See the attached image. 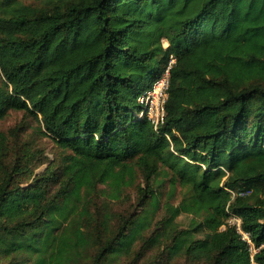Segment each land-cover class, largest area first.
I'll return each instance as SVG.
<instances>
[{
	"label": "trees",
	"instance_id": "16d2710c",
	"mask_svg": "<svg viewBox=\"0 0 264 264\" xmlns=\"http://www.w3.org/2000/svg\"><path fill=\"white\" fill-rule=\"evenodd\" d=\"M32 1L0 0V120L25 112L61 154L35 174L44 161L0 131V264L128 255L148 217L115 218L94 198L135 186L138 205L156 208L160 175L168 198L181 196L142 246L162 243V264H249L234 228L220 227L235 214L264 243V0ZM171 58L155 131L137 97ZM181 214L195 217L188 228Z\"/></svg>",
	"mask_w": 264,
	"mask_h": 264
},
{
	"label": "rangeland",
	"instance_id": "374dc122",
	"mask_svg": "<svg viewBox=\"0 0 264 264\" xmlns=\"http://www.w3.org/2000/svg\"><path fill=\"white\" fill-rule=\"evenodd\" d=\"M26 4L33 3L32 0H24ZM166 46L167 43L164 42ZM38 123L36 120L26 114L23 111L9 110L7 115L0 120V131L6 132L11 136L17 137V142L22 144V147L30 148L37 155L38 159L44 161L42 165H38L34 169V173L38 174L46 167L56 168L59 163L60 149L53 143L49 137H45L37 132ZM11 142V141H10ZM32 177H19V181L22 184L30 182ZM141 182V178L137 182ZM154 192L158 196V205L153 208L151 205H145L141 207L138 205V195L136 193L135 186L124 188L121 199L117 201H108L104 197L94 198L95 207L94 210H106L112 214L115 218L120 216H134L136 219L138 216L146 215L148 217L149 224L144 229H140L134 238L133 245L128 255H114L110 257L111 264H162L165 261V253L162 250L163 244L156 245L147 244L146 247L142 246L144 239L150 237L154 233L160 231V220L164 216L163 204L166 200L172 204H177L180 196L181 189L176 188L172 199L168 198L167 190L168 184L166 178L160 175L151 183ZM240 192V191H239ZM106 203L104 205L103 203ZM195 218L192 215L181 214L176 217V225L182 228H188L191 224V219ZM197 218V221H200ZM138 257V258H137ZM134 258H136L134 260ZM170 264H192L184 260L182 257L176 256Z\"/></svg>",
	"mask_w": 264,
	"mask_h": 264
},
{
	"label": "built area",
	"instance_id": "2783aa9c",
	"mask_svg": "<svg viewBox=\"0 0 264 264\" xmlns=\"http://www.w3.org/2000/svg\"><path fill=\"white\" fill-rule=\"evenodd\" d=\"M174 59L171 58L170 62L163 70L162 74L157 78L152 86L139 94L137 97L138 103L141 105V109L138 113L139 118H145L153 127L155 131L160 130L164 126L165 122V105L168 99L169 88V69ZM247 192H239L237 195L248 194ZM236 194L232 193V196ZM232 226L235 232L238 234L240 240L246 245L248 251L249 264H261L256 258L259 250L264 247V243L256 246L250 234L244 231L241 227V220L235 214H230L227 218L226 224L220 227V230H224L226 226Z\"/></svg>",
	"mask_w": 264,
	"mask_h": 264
}]
</instances>
